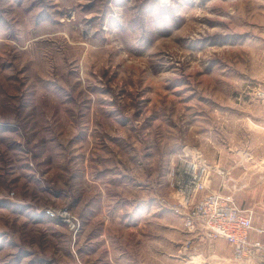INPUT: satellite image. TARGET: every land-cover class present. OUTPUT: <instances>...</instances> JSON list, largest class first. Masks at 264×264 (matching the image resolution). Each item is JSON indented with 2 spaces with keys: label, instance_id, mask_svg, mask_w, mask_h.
Wrapping results in <instances>:
<instances>
[{
  "label": "rangeland",
  "instance_id": "374dc122",
  "mask_svg": "<svg viewBox=\"0 0 264 264\" xmlns=\"http://www.w3.org/2000/svg\"><path fill=\"white\" fill-rule=\"evenodd\" d=\"M259 140L264 0H0V264H76L47 212L81 230L88 205L116 201L119 217L143 205L155 264H183L180 246L200 264L174 186L220 160L241 205ZM122 233L141 256L142 233Z\"/></svg>",
  "mask_w": 264,
  "mask_h": 264
},
{
  "label": "crops",
  "instance_id": "0c3cea01",
  "mask_svg": "<svg viewBox=\"0 0 264 264\" xmlns=\"http://www.w3.org/2000/svg\"><path fill=\"white\" fill-rule=\"evenodd\" d=\"M257 144V146L254 144L248 146L246 144L245 146L241 161L242 204H236L234 201L233 203L244 214H248L251 219V229L248 232L249 241L264 243V140H259ZM208 164L211 167L208 190L227 197L226 181L229 179L228 175L232 167L228 170H220L222 169L220 160H214ZM168 193L170 197L174 196L172 191ZM201 195L199 194V196ZM228 196L232 197L231 195ZM120 207L121 204H118L117 201L113 204L88 205L86 212L90 216L84 215L82 217L80 221L81 230H78V227L72 229L69 223L60 219L55 220L65 228L68 227L69 233L72 231L70 241L72 252L75 253L73 256L76 264H155L154 229L151 226L150 230L147 227L145 231L140 230L143 223L137 219L139 212L144 208L143 205L131 204V211L134 212L135 210V214L132 212L128 216H121L122 218L116 215V211L120 210ZM97 211L101 213L99 214L101 219H99L100 217L98 219L93 218L98 215H93ZM166 226L169 227V225ZM123 227L130 229V233H132L130 236L131 243L133 242V232L136 243L140 237L139 233H142V240H145L146 247L143 248L141 256L138 250H129L123 246L121 241ZM110 228H114L116 231ZM194 236H191V240L199 249L196 255L200 264H264V258L259 257L246 262L236 260L232 251L224 249L225 241L223 242V240L206 241L202 237ZM181 248L180 246L178 249V256L187 261L189 257L182 252ZM79 255L82 257V262L79 260ZM162 258L164 260V257ZM192 258L194 259V257ZM185 261L183 264H186Z\"/></svg>",
  "mask_w": 264,
  "mask_h": 264
},
{
  "label": "built area",
  "instance_id": "2783aa9c",
  "mask_svg": "<svg viewBox=\"0 0 264 264\" xmlns=\"http://www.w3.org/2000/svg\"><path fill=\"white\" fill-rule=\"evenodd\" d=\"M209 171L210 167L199 159L186 163L183 176L174 186L179 205L170 204L168 208L181 216L184 229L194 237L226 241L233 248L236 260L264 258V243L249 241V215L239 210L231 198L208 190ZM47 213L51 219H60L75 228V224L66 219L65 210ZM191 241L189 239L185 244L191 246Z\"/></svg>",
  "mask_w": 264,
  "mask_h": 264
}]
</instances>
